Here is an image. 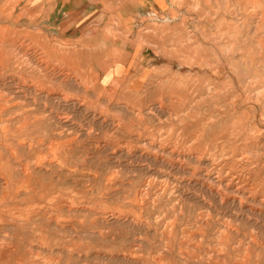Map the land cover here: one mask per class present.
I'll return each mask as SVG.
<instances>
[{
	"label": "rangeland",
	"instance_id": "rangeland-1",
	"mask_svg": "<svg viewBox=\"0 0 264 264\" xmlns=\"http://www.w3.org/2000/svg\"><path fill=\"white\" fill-rule=\"evenodd\" d=\"M130 3L131 0H0V49L5 50L4 53L7 52L8 57L4 61L0 56V74L2 72L0 107L12 105L7 114L0 117V126L10 123L11 130V135L6 141L9 147L6 149L0 145V151L4 153L0 152V165L7 156L5 151L14 152L16 158L22 162L30 159L28 162L32 165V170L35 169L32 179L38 180L45 187H50L52 194L48 196L54 198V201L48 200V197H41V200L33 198L32 201L18 199L20 203L16 204L17 208L36 203L43 205L46 216L54 217L53 222L44 221L43 230L47 232L37 231L35 236L42 235L41 238L45 242L44 248L34 246L28 255L37 257L44 264H174L175 262V264H264V0H156L158 5L162 3L163 12H159L160 9L157 6L154 8L153 5L147 4L141 7H148L150 12L133 14L128 10L123 13V6L126 9V5ZM25 7L29 9L28 15H24ZM31 7L33 12H30ZM142 8L137 10L142 12ZM35 16H41L40 19H43L41 29L31 27L27 32L23 30L22 25L13 26L14 22L19 23L26 17L30 19ZM135 16H138L137 20ZM25 31L33 39L29 35L25 38ZM119 40L123 43L121 47L114 46ZM131 40L135 41L134 47H140L139 52L136 53L137 59L143 56H145L144 61L148 59L149 68L139 75L140 80L147 79L145 84L148 85L144 87L153 89L157 84L158 90L166 91L141 93L140 91L144 88L131 91L127 84L129 81L123 82L113 76L103 80L100 77L104 85L99 87L98 84L101 82L98 81L96 74L99 69L90 68L95 64L93 60H66L71 57V59L73 57L87 59L98 55L104 58L112 56L121 58L128 53L126 46ZM160 43L163 44V48H159ZM177 46H180V49ZM4 53L2 52V55ZM172 56L181 57L178 58L179 63L176 61L175 67L162 71L166 66L163 64L158 68V64L164 63L163 61ZM153 61L155 62L151 66ZM215 66L222 67V70L219 67L216 69ZM159 69H161L160 77L157 75L153 81L149 79ZM130 72H127L128 79L133 78L131 69ZM98 88L108 91L101 92ZM212 91H214L213 94ZM209 98L211 99L208 100ZM245 100L247 101L244 102ZM47 103L49 107L50 105L53 107L49 108ZM14 104L18 105L14 107ZM214 110L217 111L213 112ZM31 116L32 118H29ZM235 116L236 118H232ZM6 118L10 120L6 121ZM55 119H57L56 122ZM26 120L39 122L30 125L23 122ZM224 120L227 122L226 125ZM45 128H48V131ZM67 128H71V131ZM63 131H65L64 134ZM43 132L47 133L43 134ZM69 138L74 140L66 146L60 145V142ZM20 145L23 151L25 149L24 152ZM23 145L26 147L24 148ZM34 151L37 153L35 154ZM29 152L33 154V157ZM197 158L198 161H196ZM50 160L54 165L52 168L39 171L35 165L40 161L47 163ZM42 171L46 173L42 174ZM72 171H76L75 176ZM149 181L152 182L149 183ZM227 182H231L229 183L231 188L225 186ZM65 188L72 189L67 191ZM75 188L79 191L74 190ZM10 204L13 205L12 202L4 205L0 202V208ZM153 221H155L154 227ZM88 228H91L90 231ZM48 247L53 250L49 251L51 249ZM240 257H245L244 262ZM199 258H202L200 259L202 262Z\"/></svg>",
	"mask_w": 264,
	"mask_h": 264
},
{
	"label": "bare ground",
	"instance_id": "bare-ground-1",
	"mask_svg": "<svg viewBox=\"0 0 264 264\" xmlns=\"http://www.w3.org/2000/svg\"><path fill=\"white\" fill-rule=\"evenodd\" d=\"M102 1V0H101ZM122 1V0H121ZM124 1V0H123ZM109 2V1H108ZM113 2V1H112ZM115 2V1H114ZM118 2V1H117ZM173 2V1H172ZM180 2H182V1H180ZM43 3V2H42ZM106 3V2H105ZM122 3V2H121ZM129 3V2H128ZM183 3V2H182ZM222 4H223V2H221ZM100 4V3H99ZM113 4V3H112ZM147 4H151V5H153L154 6V8H155V6H157L158 7V9H160L159 10V12H163V10H162V3H160L159 5L156 3V0H131V3L129 4V5H126V9L124 8V6H123V10H122V12L123 13H126V12H128V10L130 11L129 13H133V14H142L143 12H150V10L148 9V7H141V5H147ZM106 5V4H105ZM116 5V4H115ZM121 5V4H120ZM225 5V4H224ZM103 6H104V4H103ZM117 6V5H116ZM119 6V5H118ZM223 6V5H222ZM238 6V5H237ZM225 7V6H224ZM33 7H31L30 8V12H33V9H32ZM41 8H42V6H41ZM137 8H142V12H140L139 10H137ZM174 9V8H173ZM189 9V8H188ZM53 10H55V8H53ZM112 10V9H111ZM149 10V11H148ZM171 10H172V8H171ZM56 11V10H55ZM118 11V10H117ZM116 11V12H117ZM154 11V10H153ZM223 11V10H222ZM22 12V11H21ZM24 12H25V14L24 15H28V13H29V9L27 8V7H25V9H24ZM158 12V13H159ZM167 12V11H166ZM168 12H169V10H168ZM152 13V12H151ZM223 13V12H222ZM6 14V13H5ZM17 14V13H16ZM22 14V13H21ZM37 14V13H36ZM122 14V13H121ZM168 14V13H167ZM65 15V14H64ZM123 15V14H122ZM163 15V14H162ZM223 15V14H222ZM33 16V15H32ZM164 16V15H163ZM263 16V15H262ZM113 17V16H112ZM136 17V20H137V18H138V16H135ZM161 17V16H160ZM41 18V16H35L34 18H30L29 19V17H26L25 19H23V20H21V22H19V23H15L14 22V24H13V26L15 27V25H22L23 27H24V29L23 28H21V29H23V30H26L27 32H28V30L31 28V27H33L34 29H36V27L37 28H40V26H41V24L43 23V19H40ZM86 18V17H85ZM114 18V17H113ZM126 18V17H125ZM195 18V17H194ZM263 18H264V16H263ZM262 18V19H263ZM104 19V18H103ZM239 19V18H238ZM135 20V19H134ZM7 21V20H6ZM117 21H119V20H117ZM142 21V20H141ZM176 22V21H175ZM177 23V22H176ZM6 24V23H5ZM98 24V23H97ZM133 24V23H132ZM137 24V23H136ZM8 25V24H7ZM10 25V24H9ZM123 25V24H122ZM131 25V24H130ZM139 25H140V23H139ZM135 26V25H134ZM133 27V26H132ZM12 28V27H11ZM28 28V29H27ZM41 29V28H40ZM121 29V28H120ZM6 30V29H5ZM11 30V29H10ZM14 30H16V29H14ZM33 30V29H32ZM43 30V29H42ZM95 30H97V29H95ZM113 30V29H112ZM124 30V33H125V29H123ZM192 30V29H191ZM9 31V30H8ZM17 31V30H16ZM25 31V34H24V36H25V38H26V36L27 35H29L27 32ZM36 31V30H35ZM88 31V30H87ZM114 31V30H113ZM133 31H134V29H133ZM18 32V31H17ZM30 32V31H29ZM91 32V31H90ZM119 32V31H118ZM121 32V31H120ZM14 33H16V32H14ZM24 32H22V34H23ZM86 33V32H85ZM89 33V32H88ZM122 33H123V31H122ZM145 33V32H144ZM19 34V33H18ZM161 34V33H160ZM16 35V34H15ZM21 35V34H20ZM133 35V34H132ZM147 35V34H146ZM177 35V34H176ZM231 35H232V33H231ZM3 36V35H2ZM14 36V35H13ZM31 35H29V37H30ZM35 36V35H34ZM115 36V35H114ZM117 36H119V34H117ZM160 37H161V35H159ZM183 36V35H182ZM182 36L180 37V36H178V38H182ZM18 37V36H17ZM159 37V38H160ZM163 37V36H162ZM166 37V36H165ZM215 37V36H214ZM16 38V37H15ZM30 38H32V37H30ZM35 38V37H34ZM33 39V38H32ZM117 39H118V37H117ZM157 39V38H156ZM161 39V38H160ZM175 39V37L173 38V40ZM15 40V39H14ZM97 40V39H96ZM121 40V39H120ZM119 40V42L117 43V42H115V44H114V46H117V47H121V45L123 44L121 41ZM143 40V39H142ZM234 40H236V38H234ZM7 41V40H6ZM22 41V40H21ZM24 41V40H23ZM165 41V40H164ZM175 41V40H174ZM177 41H178V39H177ZM176 41V42H177ZM4 42V41H3ZM31 42V41H30ZM46 42V41H45ZM124 42V41H123ZM127 42V41H126ZM150 42H152V41H150ZM161 42V41H160ZM6 43V42H5ZM33 43V42H32ZM31 43V44H32ZM134 43H135V41H133V40H131V41H129L128 43H127V51H128V53H125L124 54V56H122L121 58H118V57H116V56H112V57H107V58H104V57H102L101 55H98V56H95V57H92V58H85V57H81V58H74L73 57V59H71V58H67L66 60H93L94 62H95V64L94 65H91L90 66V64H88L89 66H90V68L93 70V69H95V68H97V70L99 69V71L98 72H96V74H97V78H99V80L98 81H100L101 82V84H98V86L99 87H102L104 84H103V82L100 80V77L102 78V80L103 79H105V78H107V77H109V78H111L112 76L113 77H115L117 80L119 79V80H122L123 82H127V81H129L127 84H128V86H130V89H131V91H139V90H141L142 88H144L143 90H141L140 92L141 93H144V92H155V91H166L165 89H161V90H158L156 87H158L157 86V84H156V86H155V88H153V89H151V88H145L144 87V85H148V84H145L146 83V80L147 79H145V80H140L139 79V75H140V73L143 71V70H145V69H148L149 67H148V65H147V60L146 61H144L145 60V56H143V57H140V58H138L137 59V56L136 55H134L135 54V50H140V47H134ZM158 43V42H157ZM161 43H164V42H161ZM160 43V44H161ZM179 43V42H178ZM232 43H233V41H232ZM7 44H9V42L7 43ZM18 44V43H17ZM44 44V43H43ZM171 44V43H170ZM174 44V43H173ZM4 45V44H3ZM85 45V44H84ZM159 45V44H158ZM157 45V46H158ZM162 45L163 44H161V46L159 47V48H161L162 47ZM176 45H178V44H176ZM235 45V44H234ZM10 46V45H9ZM8 46V47H9ZM12 46H14L13 44H12ZM31 46V45H30ZM87 46V45H86ZM85 46V47H86ZM89 46V45H88ZM172 46V45H171ZM228 46H230V45H228ZM0 47H1V45H0ZM7 47V48H8ZM23 47V46H22ZM170 47V46H169ZM178 47V49H180L179 47L180 46H177ZM28 48V47H27ZM89 48V47H88ZM157 48V47H156ZM163 48V47H162ZM165 48V47H164ZM9 49V48H8ZM37 49V48H36ZM82 49V48H81ZM90 49V48H89ZM174 49H176V48H174ZM220 49V48H219ZM232 49V48H231ZM234 49V48H233ZM232 49V50H233ZM0 50H2V49H0ZM43 50V49H42ZM41 50V51H42ZM162 50V49H161ZM222 50V49H221ZM11 51V50H10ZM24 51V50H23ZM26 51V50H25ZM31 51H32V49H31ZM45 51H46V49H45ZM83 51V50H82ZM82 51H80V52H82ZM155 51V50H154ZM175 51V50H174ZM2 52L4 53L5 52V50L3 51L2 50ZM2 52L0 51V56L2 57H0L1 58V60H4L5 61V58H8L7 56H6V53H4L3 55H2ZM12 52V51H11ZM13 52H14V50H13ZM16 52V51H15ZM18 52V51H17ZM30 52V51H29ZM43 52V51H42ZM90 52H92L91 50H90ZM163 52H165V51H163ZM170 52H172V51H170ZM222 52V51H221ZM227 52H229V51H227ZM226 52V53H227ZM20 53V52H19ZM32 53V52H31ZM38 53V52H37ZM40 53V52H39ZM83 53H85V52H83ZM230 53V52H229ZM232 53V52H231ZM234 53V52H233ZM17 54V53H16ZM30 54V53H29ZM89 54V53H88ZM172 54H173V52H172ZM184 54V53H183ZM187 54V53H186ZM185 54V55H186ZM8 55H10V54H8ZM20 55V54H19ZM24 55H26V54H24ZM85 55V54H84ZM97 55V54H96ZM168 55V54H167ZM219 55V54H218ZM227 55V54H226ZM12 56V55H11ZM31 56V55H30ZM29 56V57H30ZM163 56V55H162ZM10 57V56H9ZM23 57V56H22ZM188 57V56H187ZM221 57V56H220ZM12 58V57H11ZM17 58V57H16ZM178 58H181V57H178ZM178 58H176L175 56H172V58H168L167 60H165V61H163L164 63H160V64H158L159 66H158V68H160L163 64H166V66L162 69V71H164V70H167V69H172V66H176V61L179 63V59ZM37 59V58H36ZM178 59V60H177ZM184 59V58H183ZM187 59V58H186ZM190 59V58H189ZM219 59V58H218ZM30 60V59H29ZM31 60H33V59H31ZM65 60V59H64ZM157 60H159V57H157ZM185 60V59H184ZM217 60V59H216ZM220 60H221V58H220ZM16 61V60H15ZM28 61V60H27ZM145 63H144V62ZM180 61H181V59H180ZM225 61V60H224ZM11 62H12V60H11ZM10 62V63H11ZM30 62V61H29ZM37 62H39V60L37 61ZM44 62V61H43ZM154 62L155 61H153V62H151L152 64H151V66L154 64ZM219 62V61H218ZM8 63V62H7ZM6 63V64H7ZM21 63H22V61H21ZM25 63V62H24ZM182 63V62H181ZM185 62H183V64H184ZM18 64V63H17ZM26 64H28V63H26ZM33 64V63H32ZM73 64V63H72ZM4 65V64H3ZM8 65V64H7ZM19 65V64H18ZM23 65H25V64H23ZM22 65V66H23ZM39 65V64H38ZM42 65V64H41ZM215 65H218V64H215ZM21 66V67H22ZM34 66V65H33ZM36 66V65H35ZM78 66V65H77ZM83 67H84V65H82ZM86 66V65H85ZM223 66V65H222ZM4 67V66H3ZM20 67V68H21ZM37 67V66H36ZM88 67V66H87ZM180 67V66H179ZM216 67V66H215ZM219 66H217L216 67V69L218 68ZM224 67V66H223ZM2 68V67H1ZM13 68V67H12ZM28 68V67H27ZM45 68V67H44ZM206 68V67H205ZM220 68V67H219ZM222 68V67H221ZM220 68V69H221ZM231 68V67H230ZM14 69V68H13ZM35 69V68H34ZM39 69V68H38ZM86 69V68H85ZM84 69V70H85ZM89 69V68H88ZM130 69L132 70V74L133 75H131V76H133V78L132 79H128V77L129 76H127L129 73H127V72H130ZM202 69H204V68H202ZM202 69L200 70V71H202ZM210 69H211V67H210ZM219 69V70H220ZM7 70V69H6ZM11 70V69H10ZM18 70V69H17ZM33 70V69H32ZM73 70V69H72ZM78 70V69H77ZM222 70V69H221ZM220 70V71H221ZM230 70V69H229ZM14 71V70H13ZM16 71V70H15ZM26 71H28V69L26 70ZM42 71V70H41ZM40 71V72H41ZM88 71V70H87ZM208 71H209V69H208ZM231 71V70H230ZM9 72V71H8ZM17 72V71H16ZM44 72V71H43ZM84 72V71H83ZM167 72V71H166ZM223 72V71H222ZM221 72V73H222ZM76 73V72H75ZM88 73V72H87ZM87 73H85V75L87 74ZM91 73V72H90ZM93 73V72H92ZM131 73V72H130ZM161 73V69H159L158 70V72H154V74H152L151 76H150V78L149 79H151L152 81H153V79L155 78V77H157V75L160 77V74ZM212 73V72H211ZM1 74H2V72H1ZM0 74V75H1ZM22 74V73H21ZM24 74V73H23ZM27 74H29V73H27ZM26 74V75H27ZM68 74V73H67ZM95 74V73H94ZM93 74V75H94ZM206 74V73H205ZM215 74V73H214ZM218 74V73H217ZM219 74H220V72H219ZM232 74V73H231ZM238 74V73H237ZM4 75V74H3ZM7 75H9V74H7ZM13 75V74H12ZM66 75V74H65ZM84 75V76H85ZM92 75V76H93ZM239 75V74H238ZM28 76H30V75H28ZM88 76H91V75H88ZM91 76V77H92ZM161 76H163V75H161ZM204 76V75H203ZM209 76V75H208ZM6 77H8V76H6ZM36 77V76H35ZM87 77V76H86ZM85 77V78H86ZM227 77H230V76H227ZM238 77V76H237ZM19 78V77H18ZM32 78V77H31ZM56 78V77H55ZM89 78V77H88ZM207 78V77H206ZM210 78V77H209ZM217 78H218V76H217ZM10 79V78H9ZM70 79H71V77H70ZM205 79V78H204ZM231 79V78H230ZM230 79H229V81H230ZM11 80V79H10ZM40 80V79H39ZM113 80V79H112ZM210 80V79H209ZM224 80V79H223ZM5 81V80H4ZM9 81V80H8ZM8 81H6V82H8ZM12 81H15V80H12ZM41 81V80H40ZM70 81V80H69ZM68 81V82H69ZM87 81V80H86ZM114 81H116V80H114ZM228 81V82H229ZM1 82H3V81H1ZM5 82V83H6ZM32 82V81H31ZM53 82V81H52ZM118 82V81H117ZM215 82V81H214ZM220 82V81H219ZM227 82V81H226ZM225 82V83H226ZM234 82V81H233ZM4 83V84H5ZM21 83H22V81H21ZM20 83V84H21ZM73 83V82H72ZM202 83V82H201ZM210 83V82H209ZM217 83H218V81H217ZM15 84V83H14ZM14 84H12L13 86H14ZM32 84V83H31ZM114 84V83H113ZM126 84V83H125ZM126 84V85H127ZM208 84V83H207ZM216 84V83H215ZM223 84V83H222ZM231 84H232V80H231ZM17 85V84H16ZM212 85V84H211ZM225 85V84H224ZM5 86H8V85H6L5 84ZM18 86V85H17ZM20 86H22V84L20 85ZM36 86V85H35ZM68 86V85H67ZM206 86V85H205ZM26 87V86H25ZM112 87H113V85H112ZM204 87V86H203ZM224 87V86H223ZM230 87H231V85H230ZM235 87V86H234ZM234 87H232V88H234ZM21 88V87H20ZM20 88H18V89H20ZM23 88V87H22ZM5 89V88H4ZM8 89V88H7ZM24 89V88H23ZM36 89V88H35ZM42 89V88H41ZM45 89V88H44ZM47 89V88H46ZM91 89V88H90ZM105 89V88H104ZM129 89V90H130ZM167 89V88H166ZM210 89H212L211 87H210ZM234 89H236V88H234ZM15 90V89H14ZM39 90V89H38ZM98 90L99 91H101V92H103V91H108L107 89H105V90H103V89H100V88H98ZM115 90H118V89H115ZM167 90H171V89H167ZM233 90V89H232ZM17 91V90H16ZM22 91V90H21ZM20 91V92H21ZM96 91H97V89H96ZM128 90H126V92H127ZM173 91H175V90H173ZM215 91V90H214ZM214 91H212V94H213V92ZM235 91V90H234ZM4 92V91H3ZM25 92H26V90H25ZM27 92H28V89H27ZM39 92H40V90H39ZM62 92V91H61ZM113 92V91H112ZM115 92V91H114ZM118 92V91H117ZM167 92H170V91H167ZM208 92H209V90H208ZM236 92V91H235ZM38 93V92H37ZM48 93V92H47ZM51 93V92H50ZM49 93V94H50ZM77 93V92H76ZM134 93H136V92H134ZM139 93V92H138ZM228 93V92H227ZM1 94V93H0ZM5 94H7L8 95V93H5ZM17 94V93H16ZM121 94H123V93H121ZM210 94V93H209ZM235 94V93H234ZM13 95V94H12ZM27 95V94H26ZM29 95H31V94H29ZM65 94H63V96H64ZM127 95V94H126ZM136 95V94H135ZM219 95V94H218ZM229 95H230V93H229ZM228 95V96H229ZM231 95H233V94H231ZM21 96V95H20ZM28 96V95H27ZM34 96V95H33ZM47 96V95H46ZM50 96V95H49ZM228 96H227V98H228ZM237 96H239V95H237ZM11 97V96H10ZM15 97V96H14ZM18 97V96H17ZM31 97V96H30ZM62 97V96H61ZM205 97V96H204ZM207 97V96H206ZM211 97V96H210ZM217 97V96H216ZM215 97V98H216ZM220 97V96H219ZM4 98V97H3ZM9 98V97H8ZM12 98V97H11ZM16 98V97H15ZM38 98V97H37ZM37 98H35V99H37ZM64 98H66V97H64ZM63 98V99H64ZM218 98V97H217ZM216 98V99H217ZM227 98H224V99H227ZM235 98V97H234ZM244 98V97H243ZM249 98V97H248ZM5 99V98H4ZM26 99H27V97H26ZM30 99V98H29ZM40 99H41V97H40ZM56 99V98H55ZM211 98H209L208 100H210ZM229 99V98H228ZM8 100V99H7ZM50 100V99H49ZM48 100V101H49ZM65 101H66V99H64ZM213 101H214V99H212ZM211 100V101H212ZM220 100H223V98L221 99L220 98ZM219 100V101H220ZM232 100H233V96H232ZM242 100V99H241ZM1 101V100H0ZM2 101H4V100H2ZM10 101V100H9ZM23 101H24V99H23ZM22 101V102H23ZM33 101V100H32ZM35 101V100H34ZM47 101V100H46ZM224 101V100H223ZM234 101V100H233ZM247 100H245L244 102H246ZM7 102V101H6ZM19 102H21V100L19 101ZM43 102V101H42ZM80 102V101H79ZM236 102V101H235ZM238 102V101H237ZM37 103H39V102H37ZM158 103H159V101H158ZM214 103H216V102H214ZM32 104V103H31ZM36 104V103H35ZM34 104V105H35ZM207 104V103H206ZM205 104V105H206ZM223 104V103H222ZM242 104V103H241ZM4 105V104H3ZM15 105V104H14ZM18 105V104H17ZM17 105H15L14 107H16ZM22 105H24V104H22ZM43 105H45V104H43ZM209 105V104H208ZM2 106V105H1ZM12 106V105H11ZM11 106H9V107H11ZM38 106V105H37ZM47 106H48V103H47ZM207 106V105H206ZM222 106V105H221ZM241 106V105H240ZM243 107H244V105H242ZM8 106L6 107H0V117L3 115V114H7L6 112L10 109ZM19 107V106H18ZM21 107V106H20ZM49 107V106H48ZM50 107H53V106H51L50 105ZM49 107V108H50ZM235 107V106H234ZM233 107V108H234ZM239 107V106H238ZM21 108H23V107H21ZM31 108V107H30ZM33 108H36V107H33ZM40 108V107H39ZM46 108V107H45ZM203 108V107H202ZM226 108V107H225ZM230 108V107H229ZM240 108V107H239ZM12 109V108H11ZM52 109V108H51ZM55 109V108H54ZM221 109V108H220ZM25 110V109H24ZM27 110V109H26ZM31 110V109H30ZM29 110V111H30ZM50 110V109H49ZM210 110V109H209ZM227 110V109H226ZM230 110V109H229ZM232 110V109H231ZM13 111V110H12ZM23 111V110H22ZM35 111V110H34ZM40 111V110H39ZM57 111V110H56ZM131 111V110H130ZM139 111V110H138ZM215 111H217V110H214L213 112H215ZM236 111V110H235ZM31 112V111H30ZM47 112V111H46ZM220 112V111H219ZM11 113V112H10ZM36 113V112H35ZM40 113H41V111H40ZM53 113V112H52ZM55 113V112H54ZM134 113V112H133ZM231 113V112H230ZM9 114V113H8ZM12 114V113H11ZM26 114V113H25ZM31 114V113H30ZM38 114V113H37ZM214 114V113H213ZM228 114H229V112H228ZM236 113H234V115H235ZM23 115V114H22ZM33 115V114H32ZM56 115V114H55ZM136 115H137V112H136ZM238 115V114H237ZM6 116H8V115H6ZM28 116V115H27ZM30 116V115H29ZM65 116V115H64ZM69 116V115H68ZM223 116V115H222ZM226 116V115H225ZM224 116V117H225ZM18 117V116H17ZM22 117V116H21ZM24 117V116H23ZM22 117V118H23ZM56 116H54V118H55ZM211 117H213V116H211ZM230 117H231V115H230ZM10 118H12V117H10ZM10 118L8 119V118H6V121L7 120H10ZM14 118V117H13ZM29 118H32V116L31 117H29ZM37 118V117H36ZM39 118V117H38ZM61 118V117H60ZM69 117H67V119H68ZM232 118H236V116L235 117H232ZM3 119V118H2ZM17 119H21V118H17ZM27 119V118H26ZM140 119V118H139ZM208 119V118H207ZM211 119V118H210ZM209 119V120H210ZM222 119V118H221ZM228 119V118H227ZM5 120V119H4ZM13 120H16V119H13ZM52 120V119H51ZM50 120V121H51ZM213 120H216V119H214L213 118ZM226 120V119H225ZM224 120V121H225ZM22 121V120H21ZM33 121V120H32ZM46 121V120H45ZM48 121V120H47ZM55 122L57 121V119H55L54 120ZM77 121V120H76ZM212 121V120H211ZM210 121V122H211ZM227 122H228V120H226ZM225 121V122H226ZM2 122V121H1ZM12 122V121H11ZM25 124H30V125H32V124H35V123H38L39 121L38 120H35L34 122H30V120H29V122H28V120H26V121H23ZM219 122H221V124L223 123L221 120L219 121ZM224 122V123H225ZM227 122L225 123V125L227 124ZM15 123V122H14ZM19 123V122H18ZM67 123H69V122H67ZM66 123V124H67ZM115 123V122H114ZM116 123H117V121H116ZM136 123V122H135ZM229 123V122H228ZM56 124V123H55ZM61 125H62V123H60ZM75 124V123H74ZM215 125L217 124V123H214ZM218 124H220V123H218ZM217 124V125H218ZM230 124H232V122H230ZM45 125V124H44ZM50 125V124H49ZM59 125V124H58ZM65 125V124H64ZM139 125V124H138ZM234 126H235V124H233ZM9 126H10V123H9V125L6 123V124H3V125H1L0 126V145H2L4 148H8L9 147V145H8V143H6V141L9 139V137H10V135H11V130H10V128H9ZM17 126V125H16ZM26 126V125H25ZM53 126H54V124H53ZM221 126V125H220ZM227 126H230V125H227ZM12 127V126H11ZM50 127V126H49ZM54 127H56V126H54ZM53 127V128H54ZM236 127V126H235ZM15 128V127H14ZM17 128V127H16ZM15 128V129H16ZM43 128H44V126H43ZM231 128V127H230ZM12 129V128H11ZM23 129V128H22ZM48 129V128H47ZM46 128H45V130L46 131H48ZM50 129V128H49ZM62 129V128H61ZM69 128H67V130H68ZM226 129V128H225ZM229 129V128H228ZM234 128H232V130H233ZM70 131H71V128L69 129ZM89 130V129H88ZM116 130V129H115ZM235 130V129H234ZM15 131V130H14ZM24 131V130H23ZM65 131H66V129H65ZM65 131H63L62 133L64 134V132ZM228 131V130H227ZM55 132V131H54ZM68 132V131H67ZM233 132V131H232ZM235 132V131H234ZM17 133V132H16ZM18 133H19V131H18ZM44 133H47V132H43V134ZM53 133V132H52ZM51 133V134H52ZM73 133V132H72ZM229 133V132H228ZM42 134V135H43ZM50 134V133H49ZM62 134V135H63ZM69 134V133H68ZM71 134V133H70ZM232 134V133H231ZM55 135H57V134H55ZM76 135V134H75ZM235 135V134H234ZM233 135V136H234ZM30 136V135H29ZM65 136H67V135H65ZM19 138H21L20 136H18ZM36 137V136H35ZM56 137V136H55ZM62 137V136H61ZM24 138H26L27 139V137H24ZM31 138V137H30ZM34 138V137H33ZM53 138V137H52ZM59 138V137H58ZM77 138V137H76ZM35 139V138H34ZM196 139V138H195ZM236 139V138H235ZM234 139V140H235ZM4 140H5V142H4ZM20 140V139H19ZM74 140V138H69V139H67V140H65V141H63V142H60V145L61 146H66V144H70L71 143V141H73ZM76 140V139H75ZM207 140H209V139H207ZM211 140V139H210ZM11 141H13V140H11ZM10 141V142H11ZM18 140H16V142H17ZM30 141H32V139H30ZM36 141V140H35ZM224 141H225V139H224ZM230 141H232V140H230ZM229 141V142H230ZM9 142V141H8ZM22 142V141H21ZM23 142H24V140H23ZM75 142V141H74ZM195 143H196V141H194ZM193 142V143H194ZM212 142V141H211ZM227 142H228V139H227ZM226 142V143H227ZM233 142V141H232ZM13 143V142H12ZM20 143V142H19ZM35 143H37V142H35ZM206 142H204V144H205ZM219 143V142H218ZM18 144V143H17ZM16 144V145H17ZM23 144V143H22ZM196 144H198V142L196 143ZM195 144V145H196ZM200 144V143H199ZM19 145V144H18ZM194 145V146H195ZM203 145V144H202ZM232 145V144H231ZM21 146V145H20ZM19 146V147H20ZM24 146V145H23ZM32 146V145H31ZM69 146V145H68ZM73 146V145H72ZM71 146V147H72ZM101 146V145H100ZM119 146V145H118ZM121 146V145H120ZM205 146V145H204ZM204 146H203V148H204ZM214 146V145H213ZM13 147V146H12ZM22 147V146H21ZM26 146H24V148H25ZM28 147V146H27ZM56 147V146H55ZM217 147V146H216ZM30 148V147H29ZM99 148V147H98ZM134 148V147H133ZM194 148H196V147H194ZM209 148V147H208ZM0 149H1V147H0ZM17 149V148H16ZM67 149H71V148H67ZM118 149V148H117ZM126 149V148H125ZM215 149V148H214ZM223 149V148H222ZM226 149H227V147H226ZM5 150V149H4ZM30 150V149H29ZM28 150V151H29ZM120 150V149H119ZM203 150V149H202ZM209 150V149H208ZM213 150V149H212ZM224 150V149H223ZM18 151V150H17ZM22 151H23V147H22ZM24 151H25V149H24ZM23 151V152H24ZM27 151V150H26ZM30 151H32V150H30ZM215 151V150H214ZM213 151V152H214ZM225 151V150H224ZM240 151V150H239ZM0 152H2V151H0ZM23 152H21V153H23ZM86 152V151H85ZM128 152V151H127ZM196 152V151H195ZM229 152V151H228ZM3 153V152H2ZM16 153V152H15ZM30 153V152H29ZM34 153H35V151H34ZM37 153V152H36ZM35 153V154H36ZM47 153V152H46ZM50 153V152H49ZM52 153V152H51ZM50 153V154H51ZM58 153V152H57ZM149 153V152H148ZM159 153V152H158ZM169 153V152H168ZM181 153V152H180ZM186 153V152H185ZM221 153V152H220ZM224 153V152H223ZM227 153V152H226ZM233 153V152H232ZM4 154V153H3ZM5 154H7V156H6V158H5V160H3L4 162H3V164H1L0 165V202H1V204H5V203H8V202H12V206H11V204L9 205V206H7V207H5V208H0V264H44V262L43 261H41V260H38V258L37 257H30L28 254H29V252L32 250V248H34V246H38V248H40V247H43V245H44V239H42L41 238V236L42 235H39L38 237H35L36 236V233H37V231H39V232H41L42 230H43V225H44V221H46V223H49L50 221H52V220H54V217H52V216H46V210L43 208V205H40V204H36V203H32V205L31 206H28V207H23V208H19V206H18V208L16 207V204H18L19 205V203H20V201L18 200V199H25V200H27V201H32L33 200V198L34 199H40L41 197L43 198H47L48 197V200H52V201H54V198L53 197H51V196H48V194H50L51 193V189H50V187H45L44 185H42V184H40L39 183V181L38 180H33L32 179V177H33V173H35V169L34 170H32V165L27 161V162H22L20 159H18V158H16V155L14 154V152H7V151H5ZM31 154V153H30ZM43 154H44V152H43ZM67 154V153H66ZM156 154V153H155ZM174 154V153H173ZM196 154H197V152H196ZM202 154V153H201ZM209 154H212V153H209ZM236 154V153H235ZM250 154V153H249ZM18 156H19V154H17ZM26 155V154H25ZM32 156L31 157H33V154H31ZM47 155V154H46ZM49 155V154H48ZM116 155V154H115ZM123 155V154H122ZM131 155V154H130ZM149 155V154H148ZM154 155V154H153ZM182 155H183V153H182ZM213 155V154H212ZM215 155V154H214ZM219 155V154H218ZM224 155V154H223ZM228 155V154H227ZM231 155V154H230ZM234 155V154H233ZM4 157H5V155H3ZM23 156V155H22ZM40 156H42V155H40ZM39 156V157H40ZM76 156V155H75ZM170 156V155H169ZM179 156V155H178ZM181 156V155H180ZM179 156V157H180ZM190 156V155H189ZM195 156V155H194ZM205 156V155H204ZM35 157H37L36 155H35ZM48 157V156H47ZM50 157V156H49ZM52 157H53V155H52ZM59 157V156H58ZM67 157V156H66ZM69 157V156H68ZM178 157V158H179ZM184 157V156H183ZM25 158H27V157H25ZM43 158V157H42ZM51 158V157H50ZM65 158V157H64ZM70 158V157H69ZM76 158V157H75ZM178 158H176V159H178ZM187 158V157H186ZM189 158V157H188ZM187 158V159H188ZM194 158V157H193ZM199 158V157H198ZM198 158H197V160L196 161H198ZM203 158V157H202ZM217 158H218V156H217ZM225 158V157H224ZM228 158V157H227ZM68 159V158H67ZM77 159V158H76ZM75 159V160H76ZM159 159V158H158ZM163 159V158H162ZM195 159V158H194ZM200 159H201V157H200ZM210 159V158H209ZM32 160V159H31ZM42 160V159H41ZM64 160V159H63ZM70 160H72V159H70ZM73 160H74V158H73ZM179 160V159H178ZM186 160V159H185ZM204 160V159H203ZM215 160V159H214ZM56 161V160H55ZM66 161H68V160H66ZM66 161H64V162H66ZM172 161V160H171ZM183 161H184V159H183ZM213 161V160H212ZM228 161V160H227ZM32 162H33V160H32ZM37 162V161H36ZM57 162V161H56ZM55 162V163H56ZM71 162H74V161H71ZM181 162H182V160H181ZM180 162V163H181ZM185 162V161H184ZM204 162H206V161H204ZM209 162V161H208ZM62 163V162H61ZM214 163V162H213ZM212 163V164H213ZM54 164V163H53ZM70 164V163H69ZM72 164V163H71ZM73 164H75V163H73ZM152 164V163H151ZM173 164V163H172ZM187 164V163H186ZM185 164V165H186ZM204 164V163H203ZM211 164V163H210ZM210 164L208 165V166H210ZM211 164V165H212ZM217 164V163H216ZM223 164V163H222ZM35 165L38 167V169H39V171H41V170H46V169H48V168H52V166H54V165H52V163H51V160L50 161H48L47 163H43V162H38V163H35ZM58 165V164H57ZM67 165V164H66ZM202 165V164H201ZM55 166H56V164H55ZM60 166V165H59ZM58 166V167H59ZM178 166V165H177ZM203 166V165H202ZM206 166V165H205ZM207 166V167H208ZM217 166V165H216ZM216 166H214V167H216ZM36 167V168H37ZM72 167V166H71ZM173 167V166H172ZM182 167V166H181ZM222 167V166H221ZM194 168V167H193ZM200 168V167H199ZM199 168H198V170H199ZM202 168V167H201ZM210 168V167H209ZM208 168V169H209ZM55 169H56V167H55ZM179 169V168H178ZM185 169V168H184ZM187 169H189V168H187ZM218 169V168H217ZM224 169V168H223ZM229 169V168H228ZM51 170V169H50ZM53 170V169H52ZM51 170V171H52ZM72 170V169H71ZM70 170V171H71ZM75 170V169H74ZM190 170V169H189ZM193 170V169H192ZM195 170V169H194ZM210 170V169H209ZM212 170V169H211ZM225 170H226V168H225ZM229 170H231V169H229ZM233 170H235V169H233ZM61 171V170H60ZM191 171V170H190ZM200 171V170H199ZM208 171V170H207ZM218 171H219V169H218ZM217 171V172H218ZM72 172H74V171H72ZM237 172V171H236ZM40 173V172H39ZM44 173H46V172H44V171H42V174H44ZM47 173H48V171H47ZM55 173V172H54ZM75 173H76V171L74 172V176H75ZM204 173V172H203ZM224 173V172H223ZM228 173H229V171H228ZM61 174V173H60ZM62 174H64V173H62ZM68 174V173H67ZM194 174V173H193ZM216 174V173H215ZM236 174V173H235ZM246 174V173H245ZM38 175V174H37ZM39 175H41V174H39ZM48 175V174H47ZM72 175V176H73ZM152 175V174H151ZM190 175H192V174H190ZM218 175V174H217ZM237 175V174H236ZM43 176V175H42ZM49 176V175H48ZM57 176H59L58 174H57ZM64 176V175H63ZM77 176V175H76ZM111 176V175H110ZM193 176V175H192ZM202 176V175H201ZM212 176H214V175H212ZM221 176H222V174H221ZM225 176V175H224ZM227 176V175H226ZM70 177V176H69ZM99 177V176H98ZM148 177V176H147ZM146 177V178H147ZM150 177V176H149ZM164 177V176H163ZM165 177H166V175H165ZM220 177V176H219ZM231 177V176H230ZM233 177V176H232ZM243 177V176H242ZM54 178V177H53ZM80 178H82V177H80ZM95 178H97V177H95ZM156 178V177H155ZM168 178V177H167ZM188 178V177H187ZM199 178H200V176H199ZM215 178V177H214ZM226 178V177H225ZM47 179H48V177H47ZM46 179V180H47ZM75 179V178H74ZM83 179V178H82ZM151 179V178H150ZM179 179V178H178ZM181 179H183V178H181ZM193 179V178H192ZM201 179V178H200ZM208 179H210V178H208ZM217 179H219L218 177H217ZM223 179V178H222ZM227 179V178H226ZM225 179V180H226ZM229 179V178H228ZM241 179V178H240ZM247 179V178H246ZM51 180V179H50ZM152 180V179H151ZM164 180V179H163ZM187 180V179H186ZM199 180V179H198ZM231 180H233V179H231ZM243 180V179H242ZM47 181H49V180H47ZM58 181H60V180H58ZM57 181V182H58ZM82 181V180H81ZM143 181H146V180H143ZM155 181V180H154ZM188 181V180H187ZM227 181V180H226ZM254 181V180H253ZM21 182V183H20ZM72 182V181H71ZM111 182V181H110ZM142 182V181H141ZM150 182H152V181H149V183ZM202 182V181H201ZM236 182V181H235ZM239 182V181H238ZM260 182V181H259ZM46 183V182H45ZM50 183V182H49ZM48 183V184H49ZM52 183H53V180H52ZM62 183H64V181L62 182ZM82 183V182H81ZM154 183V182H153ZM208 183H211V182H208ZM230 184H231V182H229ZM229 183L227 182L226 183V185L225 186H229ZM257 183V182H256ZM145 184V183H144ZM175 184V183H174ZM224 184H225V182H224ZM46 185V184H45ZM72 185V184H71ZM83 185H84V183H83ZM216 185V184H215ZM244 185V184H243ZM87 186H89V184L87 185ZM140 186V185H139ZM211 186V185H210ZM219 186H221V185H219ZM234 186V185H233ZM59 187V186H58ZM144 187V186H143ZM150 187V186H149ZM230 187V186H229ZM232 187V186H231ZM230 187V188H231ZM240 187V186H239ZM245 187V186H244ZM253 187V186H252ZM257 187V186H256ZM258 187H261V185L259 186L258 185ZM74 188V187H73ZM87 188V187H86ZM218 188V187H217ZM221 188V187H220ZM220 188H218V189H220ZM223 188V187H222ZM237 188V187H236ZM246 188H247V186H246ZM248 188H250V186L248 187ZM263 188V187H262ZM57 189V188H56ZM59 189V188H58ZM66 190H67V188H65ZM72 189V188H71ZM71 189H69V190H71ZM213 189V188H212ZM226 189V188H225ZM229 189V188H228ZM54 190V189H53ZM52 190V191H53ZM69 190H67V191H69ZM74 190H76V188L74 189ZM78 191H79V189H77ZM76 190V191H77ZM210 190V189H209ZM236 190V189H235ZM264 190V189H263ZM89 191V190H88ZM216 191V190H215ZM218 191V190H217ZM244 191V190H243ZM248 192H249V190H247ZM247 191H245V192H247ZM254 191V190H253ZM81 192V191H80ZM239 192V191H238ZM237 192V193H238ZM216 193V192H215ZM226 193V192H225ZM255 193V192H254ZM257 193V192H256ZM52 194V193H51ZM55 194V192L53 193V195ZM161 193H159V195H160ZM240 194V193H239ZM252 194V193H251ZM259 194V193H258ZM263 194V193H262ZM52 195V196H53ZM69 195V194H68ZM75 195V194H74ZM82 195V194H81ZM216 195V194H215ZM224 195H226V194H224ZM240 195H242V193L240 194ZM56 197H58V195H55ZM64 196V195H63ZM76 196V195H75ZM88 196V195H87ZM141 196H142V194H141ZM162 196V195H161ZM246 196V195H245ZM70 197V196H69ZM158 197V196H157ZM226 197V196H225ZM234 197V196H233ZM256 197V196H255ZM59 198H61V197H59ZM72 198V197H71ZM75 198V197H74ZM223 198V197H222ZM249 198V197H248ZM141 199H143V198H141ZM160 199V198H159ZM221 199V198H220ZM219 199V200H220ZM226 199V198H225ZM241 199H242V197H241ZM243 199H244V201H245V198L243 197ZM21 200V201H22ZM41 200V199H40ZM44 200V199H43ZM56 200V199H55ZM234 200V199H233ZM247 200V199H246ZM36 201H39V200H36ZM35 201V202H36ZM57 201V200H56ZM160 201V200H159ZM158 201V202H159ZM170 201V200H169ZM227 201V200H226ZM250 201H253V200H250ZM261 201H263V200H261ZM76 202V201H75ZM79 202V201H78ZM86 202H88V200L86 201ZM234 202H236V201H234ZM242 202V201H241ZM255 202V201H254ZM40 203V202H39ZM45 203V202H44ZM137 203V202H136ZM162 203V202H161ZM165 203V202H164ZM22 204V203H21ZM20 204V205H21ZM80 204V203H79ZM237 204H239L238 202H237ZM249 204V203H248ZM252 204V203H251ZM221 205H222V203H221ZM243 205H244V203H243ZM246 205V204H245ZM254 205V204H253ZM261 204H259V206H260ZM57 206H59V205H57ZM61 206V205H60ZM84 206V205H83ZM164 206V205H163ZM162 206V207H163ZM241 206H242V204H241ZM250 206V205H249ZM248 206V207H249ZM252 206V205H251ZM1 207V206H0ZM3 207V206H2ZM21 207V206H20ZM73 207V206H72ZM86 207V206H85ZM155 207V206H154ZM153 207V208H154ZM167 207V206H166ZM243 207V206H242ZM255 207V206H254ZM258 207V206H257ZM261 207V206H260ZM70 208V207H69ZM68 208V209H69ZM159 207H157V209H158ZM235 208V207H234ZM66 209H67V207H66ZM160 209V208H159ZM167 209V208H166ZM264 209V208H263ZM61 210V209H60ZM88 210H89V208H88ZM162 210V209H161ZM61 211H64V210H61ZM68 211V210H67ZM155 211H156V209H155ZM243 211V210H242ZM241 211V212H242ZM253 211V210H252ZM260 211V210H259ZM73 212V211H72ZM85 212V211H84ZM91 212H93V211H91ZM95 212V211H94ZM98 212V211H97ZM107 212V211H106ZM154 212V211H153ZM255 212H256V210H255ZM254 212V213H255ZM68 213V212H67ZM74 213H76V212H74ZM81 213H83V212H81ZM81 213H79V214H81ZM96 213V212H95ZM104 213V212H103ZM102 213V214H103ZM208 213V212H207ZM240 213V212H239ZM60 214V213H59ZM71 214V213H70ZM77 214V213H76ZM75 214V215H76ZM100 214V213H99ZM98 214V215H99ZM154 214V213H153ZM169 214H170V212H169ZM65 215V214H64ZM82 215V214H81ZM84 215V214H83ZM123 215V214H122ZM151 215V214H150ZM167 215V214H166ZM240 215H241V213H240ZM243 215H244V213H243ZM67 216V215H66ZM70 216H72V215H70ZM87 216V215H86ZM117 216V215H116ZM190 216H192V215H190ZM65 217V216H64ZM107 217H108V215H107ZM200 217V216H199ZM56 218V217H55ZM63 218V217H62ZM67 218V217H66ZM65 218V219H66ZM100 218V217H99ZM122 218H124V217H122ZM165 218H166V216H165ZM170 218V217H169ZM207 218V217H206ZM96 219V218H95ZM103 219V218H102ZM150 219V218H149ZM164 219V218H163ZM106 220V219H105ZM124 220V219H123ZM151 220H152V218H151ZM196 220H199V219H196ZM202 219H200V221H201ZM205 220V219H204ZM208 219H206V221H207ZM84 221V220H83ZM88 221V220H87ZM95 221V220H94ZM160 221V220H159ZM159 221H157L159 224H160V222ZM191 221V220H190ZM53 222V221H52ZM64 222V221H63ZM65 222H68V221H66L65 220ZM69 222H71V221H69ZM86 222V221H85ZM127 222V221H126ZM154 222L155 221H153V227H154ZM172 222V221H171ZM188 222V221H187ZM57 223V222H56ZM72 223H74V222H72ZM190 223V222H189ZM204 223V222H203ZM202 223V224H203ZM63 224V223H62ZM65 224H68V223H65ZM70 224V223H69ZM75 224H76V222H75ZM88 224V223H87ZM92 224V223H91ZM128 224H129V222H128ZM132 224V223H131ZM134 224V223H133ZM141 224H143V223H141ZM161 224H162V222H161ZM257 224V223H256ZM57 225V224H56ZM55 225V226H56ZM71 225V224H70ZM76 225H78V223L76 224ZM81 225V224H80ZM205 225V224H204ZM203 225V226H204ZM207 225H209V224H207ZM222 225V224H221ZM48 226V225H47ZM46 226V227H47ZM54 226V225H53ZM53 226H51V227H53ZM75 226V225H74ZM79 226V225H78ZM86 226V225H85ZM92 226V225H91ZM177 226V225H176ZM229 226V225H228ZM253 226V225H252ZM59 227H60V225H59ZM76 228H78L77 226H75ZM81 227V226H80ZM89 227V226H88ZM136 227V226H135ZM158 227V226H157ZM160 227V226H159ZM195 227V226H194ZM225 227V226H224ZM230 227V226H229ZM55 228V227H54ZM62 228V227H61ZM84 228V227H83ZM92 229H93V227H91ZM90 228V229H91ZM191 228V227H190ZM202 228V227H201ZM49 229V228H48ZM56 229V228H55ZM63 229V228H62ZM67 229V228H66ZM86 229V228H85ZM84 229V230H85ZM90 229L88 228V230L90 231ZM153 229V228H152ZM165 229V228H164ZM173 229H175V228H173ZM203 229V228H202ZM201 229V230H202ZM229 229V228H228ZM231 229V228H230ZM237 229V228H236ZM53 232H54V230L53 229H51ZM60 230V229H59ZM74 230V229H73ZM82 230V229H81ZM88 230H86V231H88ZM141 230H143V229H141ZM158 230V229H157ZM44 232H47V230H43ZM49 231V230H48ZM115 231V230H114ZM207 231V230H206ZM67 232V231H66ZM83 232V231H82ZM93 232V231H92ZM155 232H157V231H155ZM173 232V231H172ZM175 232V231H174ZM57 233H58V231H57ZM72 233V232H71ZM75 233H77V232H75ZM85 233V232H84ZM88 233V232H87ZM87 233H85V234H87ZM157 233H159V232H157ZM169 233V232H168ZM180 233V232H179ZM190 233V232H189ZM196 233V232H195ZM199 233H201L200 231H199ZM237 233V232H236ZM252 233V232H251ZM92 234V233H91ZM95 234V233H94ZM98 234H99V232H98ZM197 234V233H196ZM240 234V233H239ZM52 235H55V234H52ZM57 235H59V234H57ZM56 235V236H57ZM61 235V234H60ZM74 235V234H73ZM102 235V234H101ZM172 235V234H171ZM170 235V236H171ZM180 235V234H179ZM205 235H206V233H205ZM204 235V236H205ZM243 235V234H242ZM55 236V237H56ZM70 236V235H69ZM163 236V235H162ZM175 236V235H174ZM203 236V237H204ZM241 236V235H240ZM239 236V237H240ZM60 237H62V236H60ZM71 237H72V235H71ZM190 237V236H189ZM238 237V238H239ZM65 238V237H64ZM157 238H158V236H157ZM164 238H166L165 236H164ZM176 238V237H175ZM245 238V237H244ZM255 238V237H254ZM71 239V238H70ZM178 239V238H177ZM194 239V238H193ZM192 239V240H193ZM241 239V238H240ZM243 239V238H242ZM264 239V238H263ZM262 239V240H263ZM56 240H58V239H56ZM60 240V239H59ZM155 240V239H154ZM166 240H168V239H166ZM171 240V239H170ZM183 240V239H182ZM251 240V239H250ZM257 240V239H256ZM138 241V240H137ZM161 241V240H160ZM163 241V240H162ZM173 241H175V240H173ZM236 241V240H235ZM252 241V240H251ZM47 242V241H46ZM64 242V241H63ZM65 242H66V240H65ZM177 242L179 243V241L177 240ZM197 242V241H196ZM229 242V241H228ZM253 242V241H252ZM54 243V242H53ZM153 243V242H152ZM156 243V242H155ZM161 244H162V242H160ZM178 243H177V245H178ZM203 243V242H202ZM233 243V242H232ZM240 244H241V242H239ZM143 244V243H142ZM172 244H173V242H172ZM187 244V243H186ZM192 244V243H191ZM190 244V245H191ZM226 244H227V242H226ZM55 245V244H54ZM148 245V244H147ZM151 245V244H150ZM181 245V244H180ZM184 245V244H183ZM231 245V244H230ZM249 245V243L247 244V246ZM48 246V245H47ZM143 246V245H142ZM149 246V245H148ZM147 246V247H148ZM161 246V245H160ZM171 246V245H170ZM228 246V245H227ZM253 246V245H252ZM45 247H46V245H45ZM60 247V246H59ZM152 247V246H151ZM168 247V246H167ZM188 247H190V246H188ZM204 247V246H203ZM215 247V246H214ZM228 247H230V246H228ZM251 247V246H250ZM44 248V247H43ZM47 248V247H46ZM49 248V247H48ZM54 248V247H53ZM56 248V247H55ZM54 248V249H55ZM141 248V247H140ZM149 248V247H148ZM166 248V247H165ZM168 248H170V247H168ZM172 248V247H171ZM198 249V245H197V247H195V249ZM222 248V247H221ZM49 249H51V248H49ZM48 249V250H49ZM61 249V248H60ZM76 249H77V247H76ZM136 249V248H135ZM154 249V248H153ZM162 249V248H161ZM160 249V250H161ZM173 249V248H172ZM196 249V250H197ZM215 249V248H214ZM231 249H232V246H231ZM238 249V248H237ZM53 249H51V250H49V251H52ZM58 250V249H57ZM143 250H144V248H143ZM165 250V249H164ZM169 250V249H168ZM199 250H200V247H199ZM221 250V249H220ZM233 250H236V249H233ZM247 250H249V249H247ZM45 251V250H44ZM67 251H69V250H67ZM139 251V250H138ZM152 251V250H151ZM172 251V250H171ZM36 252V251H35ZM46 252H48V251H46ZM58 252V251H57ZM56 252V253H57ZM71 252V251H70ZM166 252H167V250H166ZM170 252V251H169ZM202 252V251H201ZM216 252H218L217 251V248H216ZM220 252V251H219ZM239 252V251H238ZM52 253V252H51ZM50 253V254H51ZM66 253V252H65ZM76 253V252H75ZM87 253V252H86ZM144 253V252H143ZM168 253V252H167ZM210 253V252H209ZM223 253V252H222ZM221 253V254H222ZM229 253V252H228ZM241 253V252H240ZM26 254L28 255V256H26ZM64 254V253H63ZM235 254V253H234ZM38 255V254H37ZM45 255V254H44ZM53 255V254H52ZM81 255V254H80ZM82 255H84V253L82 254ZM173 255V254H172ZM186 255V254H185ZM189 255V254H188ZM217 254L215 253V256H216ZM228 255V254H227ZM43 256V255H42ZM62 256V255H61ZM68 256V255H67ZM78 256V255H77ZM171 256V255H170ZM175 256V255H174ZM179 256V255H178ZM212 257H213V255H211ZM214 256V257H215ZM78 257H80V256H78ZM82 257V256H81ZM84 257H85V255H84ZM182 257V256H181ZM187 257V256H186ZM190 257V256H189ZM218 257V256H217ZM222 257V256H221ZM40 258V257H39ZM68 258V257H67ZM66 258V259H67ZM71 258V257H70ZM126 258V257H125ZM124 258V259H125ZM177 258V257H176ZM176 258H175V260H176ZM191 258V257H190ZM220 258V257H219ZM219 258H217V259H219ZM227 258H228V256H227ZM240 258H242V261H243V259L245 258V257H240ZM127 259V258H126ZM185 259V258H184ZM187 259H189L188 257H187ZM200 259H202V258H199V260ZM204 259V258H203ZM206 259V258H205ZM221 259V258H220ZM223 259V258H222ZM229 259H230V256H229ZM122 260H123V258H122ZM129 260H131V259H129ZM128 260V261H129ZM140 260H142V259H140ZM171 260V259H170ZM178 260V259H177ZM198 260V261H199ZM264 260V259H263ZM67 261V260H66ZM65 261V262H66ZM172 261H173V259H172ZM189 261V260H188ZM193 261V260H192ZM201 261V260H200ZM226 261V260H225ZM261 261V260H260ZM58 262H59V260H58ZM141 262V261H140ZM185 262V261H184ZM202 262V261H201ZM244 262V261H243ZM259 262V261H258ZM132 263V262H131ZM136 263H139V262H137L136 261ZM148 263V262H147ZM174 263V262H173ZM176 263V262H175ZM174 263V264H175ZM205 263V262H204ZM215 263V262H214ZM228 263H229V261H228ZM232 263V262H231ZM142 264H144V263H142ZM190 264V263H189ZM257 264V263H256Z\"/></svg>",
	"mask_w": 264,
	"mask_h": 264
},
{
	"label": "crops",
	"instance_id": "crops-1",
	"mask_svg": "<svg viewBox=\"0 0 264 264\" xmlns=\"http://www.w3.org/2000/svg\"><path fill=\"white\" fill-rule=\"evenodd\" d=\"M127 47V46H126ZM139 52V49L138 50H135V54L134 55H137L136 53H138Z\"/></svg>",
	"mask_w": 264,
	"mask_h": 264
}]
</instances>
